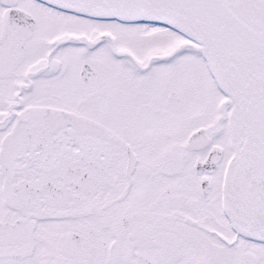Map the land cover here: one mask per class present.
Listing matches in <instances>:
<instances>
[{
	"label": "snow or ice",
	"instance_id": "6c2138e0",
	"mask_svg": "<svg viewBox=\"0 0 264 264\" xmlns=\"http://www.w3.org/2000/svg\"><path fill=\"white\" fill-rule=\"evenodd\" d=\"M0 264H264V0H0Z\"/></svg>",
	"mask_w": 264,
	"mask_h": 264
}]
</instances>
